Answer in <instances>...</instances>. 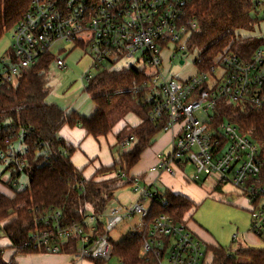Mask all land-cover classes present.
<instances>
[{
	"label": "built area",
	"instance_id": "built-area-1",
	"mask_svg": "<svg viewBox=\"0 0 264 264\" xmlns=\"http://www.w3.org/2000/svg\"><path fill=\"white\" fill-rule=\"evenodd\" d=\"M193 1L33 0L12 30L9 50L0 51V84L16 86L21 76L47 54L54 55L57 66L65 69V59L55 55L70 51L63 48L65 43L80 46L88 53L91 65L81 77L87 85L102 71L134 68L146 76L140 98L149 107L151 120L163 122L164 132H172L169 152L157 155V164L151 171L175 176L177 171L191 167V182L203 184L212 180L216 186L231 185L250 201L264 199L262 145L242 134L230 121L221 122L216 129L211 126L222 99L228 104H248L264 110V48L249 60L224 54L206 70L198 68L202 64L198 59L194 65L189 64L193 73L172 76L166 68L164 53L169 45L174 46L166 57L171 64L184 61L189 53L190 37L198 29L197 20L188 15ZM256 1L263 6L264 0ZM60 44L63 47L56 50ZM131 61L143 66L136 68ZM120 63L125 67H118ZM186 65L184 61L181 66ZM16 128L15 124L4 123L2 129L7 135L4 145H0V165L7 170V186L13 190L18 188V180L27 168L29 131ZM122 146L128 148L130 140ZM42 153L48 155L45 150ZM129 182L136 201L108 208L103 215L94 214L87 204L82 222L65 221L56 208L43 211L24 249L59 255L63 254L64 245L77 240V253L69 255L76 262L107 264L113 252L110 233L119 224L134 221L129 234L142 235L152 202L167 205L141 176L131 175ZM100 222L102 233L98 232ZM252 228L258 236L264 232L262 203L252 213ZM165 239L169 240L167 248ZM204 244L186 222H176L162 213L151 224L141 256L144 264H215L210 251H204ZM118 263L123 264L120 260Z\"/></svg>",
	"mask_w": 264,
	"mask_h": 264
},
{
	"label": "trees",
	"instance_id": "trees-1",
	"mask_svg": "<svg viewBox=\"0 0 264 264\" xmlns=\"http://www.w3.org/2000/svg\"><path fill=\"white\" fill-rule=\"evenodd\" d=\"M32 2L0 0V39L22 20ZM257 6L256 0H194L190 4L188 15L197 20L198 29L190 37L188 52L203 50L199 58L202 61L198 65L200 70L214 65L224 54L232 53L249 60L258 49L264 48V37L251 36L254 35L253 28L260 27L263 22L253 17ZM242 33L250 36L243 37ZM54 59L52 54L45 55L21 76L16 86L0 84V129L4 123L10 122L17 126L16 129L29 130L25 171L29 175V186L14 190L10 196L0 192V240L8 239L10 248L16 249V254H40L39 251L24 249V244L37 225V217L47 209H59L67 222H82L86 204L94 214L103 215L113 200V191L130 184L131 171L141 160L142 153L154 143L157 135L164 132L165 124L151 120L149 107L140 98L146 76L134 68L102 71L87 85L85 91L95 104V111L89 118L48 103L46 74L55 63ZM129 115H135L141 123L136 127L126 124L116 135V146L112 147L115 149L121 145L124 149L122 143L130 140L128 150L118 151V160H114L111 166L101 165L90 178H86L72 162L76 148L59 136L60 131L64 127H80L86 137L100 143ZM225 120L260 143L264 157V110H257L248 104H228L222 99L218 102L212 128L216 129ZM5 132L3 129L0 131V145H4ZM43 150L48 155H44ZM222 187L218 185L216 189L221 190ZM158 192L167 205L164 207L157 201L152 202L144 233L129 234L113 245L112 257L115 256L123 264H144L141 252L157 216L164 213L176 222H186L184 217L192 209L195 211L196 205L190 200L170 191ZM261 200H249L253 206L251 214L257 211ZM103 229L100 222L98 232L102 233ZM237 239L233 238L234 242ZM165 241L167 248L169 240ZM64 246L63 254L73 256L78 251L77 240ZM6 248L0 246V264H7L3 259ZM207 249L212 253L215 264H264V248L239 245L236 250L218 246Z\"/></svg>",
	"mask_w": 264,
	"mask_h": 264
},
{
	"label": "rangeland",
	"instance_id": "rangeland-1",
	"mask_svg": "<svg viewBox=\"0 0 264 264\" xmlns=\"http://www.w3.org/2000/svg\"><path fill=\"white\" fill-rule=\"evenodd\" d=\"M254 16L258 17L263 22L261 23L260 27L257 26L253 28L254 33L252 34L254 35L251 36L264 37V7L258 5L256 7V13H254L253 17ZM242 36L248 37L250 35L247 33H242ZM11 43L12 31H9L0 39V51L5 52L9 50ZM60 47H63V45H58L56 50ZM63 48L67 50L69 49L70 51L62 54L56 52L55 55H61V57L65 59L66 68L60 69L56 63H53L46 74V80L49 90L47 102L55 104L62 109L76 111L81 116L89 118L95 110V104L91 97L85 91L87 83H83L81 81V77L91 65L90 57L88 56V53H86V50L80 46L74 47L69 43H65ZM172 50H174V46L169 45L168 49L164 53V62L166 64V68L169 69L170 74L172 76L186 77L189 73H193L194 69L193 67L191 68L189 64L194 65L202 55L203 50H195L194 52L188 53L186 56H184L183 60L187 64L186 68L180 65V61H175L174 64H171L168 62V60H166V57ZM130 63L132 65H135L136 68H141L143 66L142 63L135 61H131ZM169 64L173 67L170 68ZM118 67H125V64L120 63ZM93 73L95 74V71ZM125 121L127 122V119L119 122L114 128L113 132L108 136V138L102 139L100 143H98L91 137H85L84 134V143L82 144L81 149H87V154L90 157H98L99 161L102 164L112 163L113 160H118L117 152L124 150L126 151L128 150V148L122 149L121 145H117L115 149H112V147L116 146V135L124 128ZM135 122L136 120L133 117H130L128 120V125L132 127ZM77 128L82 131V128ZM166 134V132H161L156 136L154 143L149 147V149H147L146 153L139 162L138 168L146 167L150 163L151 158H154L156 154L154 152L155 145L158 149L159 147L163 148L161 152L167 153L170 142L167 141ZM76 157L79 158V164L83 163V167H86L88 165L89 162H87V160L85 159L82 151L77 153L75 155V158ZM92 168L93 165L89 166L86 171L92 173ZM191 171L192 169L190 167L186 168V175L189 176ZM9 180L10 177L5 172V167L0 165V190L2 192H6L7 195L10 196L14 194V190H23L29 186L28 173L23 174L20 177V179L18 180L19 186L17 189L13 190L6 185ZM201 185L202 184L197 186L202 187ZM156 188L157 187H155V189ZM201 193V196L199 195L195 198V211L193 212L192 209L189 214L184 217V219L186 220V218H188L189 216L192 224L197 225L207 232V237L210 240H206L205 238H200V236H197L202 242L205 243L203 247L204 251L207 249L206 245L207 247H209L210 245L208 244H212L213 242L217 243L219 246L227 250H230V248L232 250H236L238 249L239 245L264 248V237H260L253 232L251 214L253 206L250 203L251 201L249 202L246 196H244L242 193H237V198H233L232 192L229 193V187L217 190L216 187L211 185V183L204 184ZM136 198L137 195L134 192L132 185L129 184L113 191V200L108 205V208L119 205H131L136 201ZM261 203L264 204V199L261 200L260 205ZM6 222L8 221H5V223ZM132 225H134V221L123 222L119 224L110 233L111 244L116 245L120 243L125 237H127L130 233V228L132 227ZM234 235H237L238 237L235 242L233 240ZM245 235L247 241H245L243 238V236ZM253 237H255L256 239L259 238V240L261 241L260 246H253L257 243L255 238ZM5 252L6 256L4 255V261L7 258L9 252L12 253V256L16 258L27 257V255L24 254L14 253L13 248H6ZM211 259L213 260V255ZM69 261L73 264H81L79 262L76 263V261H73L72 257H69ZM6 262L9 263L11 262V260ZM85 262L86 264H92L91 261ZM247 262L248 261H244V263ZM107 264H119L118 259L114 256Z\"/></svg>",
	"mask_w": 264,
	"mask_h": 264
},
{
	"label": "crops",
	"instance_id": "crops-1",
	"mask_svg": "<svg viewBox=\"0 0 264 264\" xmlns=\"http://www.w3.org/2000/svg\"><path fill=\"white\" fill-rule=\"evenodd\" d=\"M94 111H93V113H94ZM130 117H133L136 120V122L133 124L132 127H136L141 123V121L135 115H129L126 118L127 122L125 121V125L129 124L128 120ZM166 133H167L166 134L167 141L170 142V145H169L168 151H167V153H168L170 148H171L172 132L169 131ZM84 134H85V131L83 129L81 131L78 128L71 129L69 127H64L60 131L59 136L76 148V152L74 153V155L72 157V162L77 169L83 171V174L86 178H90L94 174L97 167H100L101 165L111 166L114 163V160L112 163L102 164L99 161L98 157H96V158L93 156L90 157L87 154L88 153L87 149H84V150L81 149V146L84 143V140H83ZM85 137H86V134H85ZM154 147H155L154 152L156 154H155L154 158L152 157L153 159L151 158L150 163L144 168H138V164H139L138 163L133 168V170L131 171L132 176L133 175L141 176L144 180V183L147 184L149 187H152L154 190L161 191V192L162 191H170L177 196H181L183 198L190 200L194 204H195V198L198 197L199 195L200 196L202 195L201 190H202L204 184H210L211 183L212 186L217 187L215 181H212V180H206V182H204L201 185L202 187L197 186L200 184L191 182V180L189 178L190 174L188 176L185 173L186 169L183 171L181 170L179 172L177 171L175 176H170L167 174H159L156 172H152L151 169L155 166V164L157 162V158H156L157 155L159 153H166V152H161V150L163 149L162 147H159V149L156 147V145ZM81 151L83 152L84 157L87 160V162H89L86 167H83V163L79 164V162H78L79 158H77V157L75 158V155ZM146 151H147V149L142 153L141 159L144 156V154L146 153ZM91 165H93L92 173H89L86 171V169ZM155 187H157V188L155 189ZM226 187H229V193L232 192L233 198H237V195L241 194L239 191H237L231 185H224L222 187V189H224ZM0 192H2V191L0 190ZM2 193L7 194L6 192H2ZM185 221L187 223V226L195 234L196 237L200 236V238H205L206 240H210L207 237L208 236L207 232L204 231L202 228L198 227L197 225L192 224L190 218H186ZM235 236H237V235H234L233 238H235ZM263 237H264V232H263ZM243 238L245 241H247L246 235L243 236ZM253 238H255V237H253ZM255 240L257 241V243L253 246H260L261 241L259 240V238L258 239L255 238ZM213 243L208 244V245H210V247L211 246L221 247L217 243H215V242H213ZM0 246L10 248V241L8 239H5V238L1 239L0 240ZM256 248H258V247H256ZM16 252H17L16 249H14V253H16ZM4 255L6 256L5 251L3 253V258H4ZM12 255L13 254L9 252L7 258L5 259V262L11 260V262H13V264H73L69 261L70 256L66 255V254H59V255H50V254H42V253H40V254H29L25 258H16V257H13ZM210 257L212 258V254H210ZM76 263H78V262H76ZM81 264H86V262H81Z\"/></svg>",
	"mask_w": 264,
	"mask_h": 264
},
{
	"label": "water",
	"instance_id": "water-1",
	"mask_svg": "<svg viewBox=\"0 0 264 264\" xmlns=\"http://www.w3.org/2000/svg\"><path fill=\"white\" fill-rule=\"evenodd\" d=\"M184 63V61H181L180 64L182 65Z\"/></svg>",
	"mask_w": 264,
	"mask_h": 264
}]
</instances>
